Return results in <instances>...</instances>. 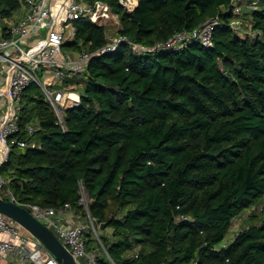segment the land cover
<instances>
[{
  "label": "trees",
  "instance_id": "trees-1",
  "mask_svg": "<svg viewBox=\"0 0 264 264\" xmlns=\"http://www.w3.org/2000/svg\"><path fill=\"white\" fill-rule=\"evenodd\" d=\"M101 1L119 20L115 35L145 46L217 16L212 45L136 53L120 44L93 56L65 130L31 84L19 124L38 129L17 136L37 146H11L0 169L4 193L23 205L88 212L106 250L99 264H264V6L242 4L235 14L231 0H138L127 12ZM22 4L0 0V19L15 22ZM73 23L64 48L107 42V24ZM253 206L249 224L224 245L233 220ZM92 235L88 250L100 245Z\"/></svg>",
  "mask_w": 264,
  "mask_h": 264
},
{
  "label": "built area",
  "instance_id": "built-area-1",
  "mask_svg": "<svg viewBox=\"0 0 264 264\" xmlns=\"http://www.w3.org/2000/svg\"><path fill=\"white\" fill-rule=\"evenodd\" d=\"M117 1L127 12H131L138 0ZM243 2L251 8L264 6V0H231L232 12L239 14ZM22 10V15L15 22L0 30V169L9 159L12 145L21 149L37 146L35 142L28 143L17 136L21 132L31 135L38 129L34 122L24 127L19 124L23 97L31 84L40 87L41 94L53 109L55 123L65 130V109L79 105L80 91L77 90L76 80L84 73L93 56L112 53L120 44L130 45L136 53L177 50L192 42L211 47L213 30L218 23L217 16L209 18L191 31H173L166 40L151 46L133 42L124 35H114L94 51L81 49L74 52L63 47L67 40L73 38L74 28L68 36L65 35L67 23L85 17L93 23L104 24L110 15H115L106 2L23 0ZM240 25L238 19L231 22V27L236 30ZM5 186L6 180L0 171V197L5 196L7 200L27 208L56 234L77 262L84 259L85 264H99L100 251L87 249L89 231L100 243L94 220L88 212L85 217L88 222L84 223L68 203L57 208L32 203L23 205L11 192L4 193ZM87 200V191L80 184L79 203L86 206ZM100 246L106 253L101 243ZM0 264L60 263L39 239L0 213Z\"/></svg>",
  "mask_w": 264,
  "mask_h": 264
},
{
  "label": "water",
  "instance_id": "water-1",
  "mask_svg": "<svg viewBox=\"0 0 264 264\" xmlns=\"http://www.w3.org/2000/svg\"><path fill=\"white\" fill-rule=\"evenodd\" d=\"M79 197V193L77 194ZM0 213L8 216L32 236L39 239L60 264H78L56 234L38 220L27 208L0 197ZM103 224H100V228Z\"/></svg>",
  "mask_w": 264,
  "mask_h": 264
},
{
  "label": "rangeland",
  "instance_id": "rangeland-1",
  "mask_svg": "<svg viewBox=\"0 0 264 264\" xmlns=\"http://www.w3.org/2000/svg\"><path fill=\"white\" fill-rule=\"evenodd\" d=\"M255 3H257L256 1H253ZM244 4V2H243ZM258 4H262V2H259ZM258 6V5H257ZM23 13V10H17L16 11V15L18 14H22ZM115 14V13H114ZM238 20L242 21V18H238ZM118 21V23H117ZM243 22V21H242ZM11 22L10 21H4L2 19H0V30H2L3 26H6V25H10ZM73 20H70L66 27H65V35H69L71 30L74 28V25H73ZM105 24H107L109 27H108V37L110 36H114L115 35V32L117 30V28L119 27V20L117 19V16L116 14L115 15H110V17L108 19L105 20ZM248 25V24H246ZM74 31V29H73ZM242 37H245V35H241ZM250 37L253 39L254 36L250 35ZM63 49V47H62ZM61 49V50H62ZM83 86V79L81 80V78L77 81V90L80 91L81 88ZM30 92H33L35 95L38 94V91L41 92L40 90V87L39 86H35L33 85L30 89H29ZM37 91V92H36ZM263 204V203H260V205ZM256 207V206H255ZM254 206L250 209V210H246L244 211L240 216L236 217L232 224H231V227L229 228L228 230V233L226 234V237L225 239L223 240V243L225 242H228L235 234L236 232H238L243 226H246L249 224V215L252 213V212H256V208ZM260 208V206H259ZM80 221L84 222V223H87L88 221L86 220L85 217L83 216H80ZM97 229V233L98 230H99V227H96ZM93 236V235H92ZM89 239H92V237H88V240ZM97 244H98V241H97ZM94 248L93 249H96V250H99L100 251V245L98 244V246L96 245V242H94L93 244ZM79 264H85V260L84 259H79L78 260Z\"/></svg>",
  "mask_w": 264,
  "mask_h": 264
},
{
  "label": "crops",
  "instance_id": "crops-1",
  "mask_svg": "<svg viewBox=\"0 0 264 264\" xmlns=\"http://www.w3.org/2000/svg\"><path fill=\"white\" fill-rule=\"evenodd\" d=\"M226 243V242H225Z\"/></svg>",
  "mask_w": 264,
  "mask_h": 264
}]
</instances>
